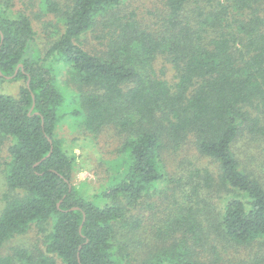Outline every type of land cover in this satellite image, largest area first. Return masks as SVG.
<instances>
[{
  "label": "trees",
  "instance_id": "obj_1",
  "mask_svg": "<svg viewBox=\"0 0 264 264\" xmlns=\"http://www.w3.org/2000/svg\"><path fill=\"white\" fill-rule=\"evenodd\" d=\"M38 1L46 49L0 0V264H264V0Z\"/></svg>",
  "mask_w": 264,
  "mask_h": 264
},
{
  "label": "rangeland",
  "instance_id": "obj_2",
  "mask_svg": "<svg viewBox=\"0 0 264 264\" xmlns=\"http://www.w3.org/2000/svg\"><path fill=\"white\" fill-rule=\"evenodd\" d=\"M16 8L17 9H26V11L30 14L34 21V25L37 31V41L41 45L43 49H46L47 46L50 44L51 40L53 39L50 36V31L48 28H46L45 21H55V18L53 15L50 16H42V18L39 16V1L38 0H14ZM136 6H141L142 9H147L148 7L153 6L151 0H138L135 2ZM49 32V33H48ZM87 40L89 42L92 41L91 36H87ZM65 78V76H64ZM23 81H11L6 80L1 82L0 84V92L9 93V94H17L19 91L20 86L22 85ZM73 123V120H67L65 119L62 123V126H60V133L61 136L67 137L69 142L73 139V136L75 134H72V131L75 130V128L71 127V124ZM79 129V128H78ZM76 131V130H75ZM77 132V131H76ZM78 134V133H77ZM117 140V137L110 134L107 138H104L106 150L111 151L115 145V142ZM70 144V143H69ZM5 146L0 145L1 150V159L3 160L5 155ZM71 149H73L76 153H81V149L79 146H77L75 143L71 142ZM92 150H90L88 153H90ZM87 153V152H86ZM87 153V154H88ZM93 153V152H92ZM81 159L78 158V161ZM95 165H100L98 162H95ZM84 181H88L91 184V187L93 188H99L102 189L103 186L107 183V176L103 171L102 167H95L93 170H90L88 168H82L79 170L75 175V182L77 184H80ZM6 190L5 180L3 179L1 173H0V214L4 207V201L2 199V194ZM96 191V189H95ZM149 213V211H145V213ZM144 221H146V226L149 223L147 218H144ZM148 229L144 227L145 232L142 234L143 239H148L150 237V228L152 227V224H148ZM41 238L38 236V234L34 231H30L26 234L18 235L15 238L9 240L1 250V252L4 255L11 254L14 250V248L18 247H25L28 249H39ZM224 257V256H223Z\"/></svg>",
  "mask_w": 264,
  "mask_h": 264
},
{
  "label": "water",
  "instance_id": "obj_3",
  "mask_svg": "<svg viewBox=\"0 0 264 264\" xmlns=\"http://www.w3.org/2000/svg\"><path fill=\"white\" fill-rule=\"evenodd\" d=\"M2 38H3V35H2Z\"/></svg>",
  "mask_w": 264,
  "mask_h": 264
}]
</instances>
